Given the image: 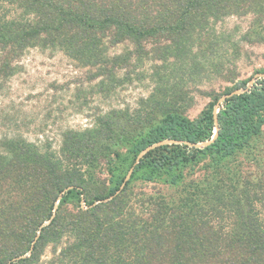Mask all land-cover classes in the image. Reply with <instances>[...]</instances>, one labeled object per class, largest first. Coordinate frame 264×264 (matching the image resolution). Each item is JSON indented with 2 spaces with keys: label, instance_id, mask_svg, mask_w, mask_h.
Listing matches in <instances>:
<instances>
[{
  "label": "trees",
  "instance_id": "1",
  "mask_svg": "<svg viewBox=\"0 0 264 264\" xmlns=\"http://www.w3.org/2000/svg\"><path fill=\"white\" fill-rule=\"evenodd\" d=\"M263 12L264 0H0V80L40 47L99 77L114 79L135 59L167 63L166 76L184 67L194 84L234 82L193 119L184 114L193 99L171 91L150 95L133 117L116 112L66 132L58 151L3 137L0 264H264V174L250 181L231 164L264 126V68L229 78L240 43L262 38L220 27L247 15L258 24ZM125 43L131 51L107 55Z\"/></svg>",
  "mask_w": 264,
  "mask_h": 264
},
{
  "label": "rangeland",
  "instance_id": "2",
  "mask_svg": "<svg viewBox=\"0 0 264 264\" xmlns=\"http://www.w3.org/2000/svg\"><path fill=\"white\" fill-rule=\"evenodd\" d=\"M255 17H230L219 25L230 35L236 29V34H232L235 38L250 28L262 38L253 45L240 43L239 59L233 61V71L229 74L235 82L254 79L257 71L264 68V12L260 23H254ZM131 50L130 44H120L109 49L107 55H122ZM146 50L150 47L146 46ZM131 63V67L117 70L112 79L99 77L97 67L82 66L58 49L26 50L13 63L15 73L0 80V141L3 137H20L39 148L48 146L58 151L66 132L91 130L100 118L116 112H127L133 117L146 108L150 95L169 96L171 91L193 99L190 107L184 109V114L193 119L207 105L211 95L221 96L225 88L234 84L213 76L210 79L201 77L194 84L184 67L170 66L172 76H166L163 71L167 63L154 60L137 63L135 59ZM155 66L160 67L158 78L152 74ZM185 105L183 102L178 106ZM231 164L238 165L250 181L263 176L264 126L260 136L250 142L249 150ZM136 190L149 195L155 192L173 194L161 183H137ZM48 251L46 249L45 258H50Z\"/></svg>",
  "mask_w": 264,
  "mask_h": 264
},
{
  "label": "water",
  "instance_id": "3",
  "mask_svg": "<svg viewBox=\"0 0 264 264\" xmlns=\"http://www.w3.org/2000/svg\"><path fill=\"white\" fill-rule=\"evenodd\" d=\"M240 93H242L241 90H236V91H234L232 94H240ZM223 99H224V97H222V98L220 99V101H222ZM216 131H217V129H215L214 134H213L211 140H210L209 142L205 143V144H202L201 146H205V145L209 144L211 141H213V139L216 137ZM157 145H158V144H157ZM157 145H155V146H157ZM153 147H154V146H153ZM148 149H150V148H148ZM144 153H145V152H143L141 155H143ZM48 223H49V221L46 222V223H44L43 225H47Z\"/></svg>",
  "mask_w": 264,
  "mask_h": 264
}]
</instances>
